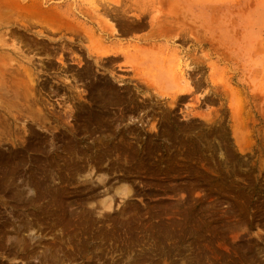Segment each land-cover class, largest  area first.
Masks as SVG:
<instances>
[{"label": "rangeland", "instance_id": "obj_1", "mask_svg": "<svg viewBox=\"0 0 264 264\" xmlns=\"http://www.w3.org/2000/svg\"><path fill=\"white\" fill-rule=\"evenodd\" d=\"M44 5L90 38L3 30L0 264H264V0Z\"/></svg>", "mask_w": 264, "mask_h": 264}, {"label": "bare ground", "instance_id": "obj_2", "mask_svg": "<svg viewBox=\"0 0 264 264\" xmlns=\"http://www.w3.org/2000/svg\"><path fill=\"white\" fill-rule=\"evenodd\" d=\"M46 3L48 0L45 2L43 0H0V60L8 62V58L13 55L12 52L5 51L8 50L5 48L7 39L3 36V30L6 28L33 33L40 37L45 32L56 36L57 34L52 32L54 30L52 25L58 24L59 38L56 40L47 36L44 38L48 41L66 42L71 46L79 45L83 40L90 38L85 25L75 22L76 18H80L79 15L61 11L58 7L50 6L49 8L48 5H44ZM30 18L36 19V23ZM35 24H39L41 29L34 31ZM4 64V66L7 65Z\"/></svg>", "mask_w": 264, "mask_h": 264}]
</instances>
